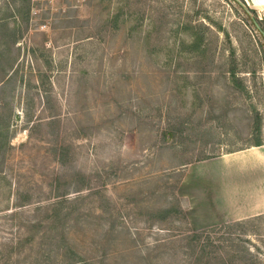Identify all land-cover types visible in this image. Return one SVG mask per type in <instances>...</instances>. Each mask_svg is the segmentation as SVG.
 <instances>
[{
	"label": "rangeland",
	"instance_id": "rangeland-1",
	"mask_svg": "<svg viewBox=\"0 0 264 264\" xmlns=\"http://www.w3.org/2000/svg\"><path fill=\"white\" fill-rule=\"evenodd\" d=\"M253 9L0 0V264H264Z\"/></svg>",
	"mask_w": 264,
	"mask_h": 264
},
{
	"label": "crops",
	"instance_id": "crops-1",
	"mask_svg": "<svg viewBox=\"0 0 264 264\" xmlns=\"http://www.w3.org/2000/svg\"><path fill=\"white\" fill-rule=\"evenodd\" d=\"M254 9H256V11L260 14H262V18L264 19V0H246ZM260 146V145H259ZM262 147L264 146H261V147H257V146H254L252 147L250 150H251V159L256 160L257 162H263L264 161V149H262ZM233 152V151H232ZM229 153V152H228ZM239 160V164L241 163H244L245 160H243L244 158H242L241 156H238V157H227V159L224 161V163L229 166L230 164H234V160ZM242 159V160H241ZM250 159V158H249ZM241 160V161H240ZM250 161V160H249ZM206 163H209L208 160H205V161H200L198 162L196 165H204ZM225 165V166H226ZM199 166V167H200ZM244 184V183H243ZM224 200L226 198V196L223 198ZM223 200V201H224ZM225 203V202H224ZM260 207H263L264 208V203L263 204H260ZM261 212H264V211H261ZM261 212H258V213H250V214H247V215H239L238 218H234V219H245V218H248V217H252L254 215H257ZM230 219L228 218H225V219H221L220 222H227L229 221Z\"/></svg>",
	"mask_w": 264,
	"mask_h": 264
},
{
	"label": "trees",
	"instance_id": "trees-1",
	"mask_svg": "<svg viewBox=\"0 0 264 264\" xmlns=\"http://www.w3.org/2000/svg\"><path fill=\"white\" fill-rule=\"evenodd\" d=\"M254 11H256V9H253ZM262 21H264V19L262 18L261 19ZM260 145V146H259ZM264 144L263 143H258V144H255V145H253V146H257V147H261V146H263ZM229 152H232V151H229ZM237 222H239V221H237ZM228 225L230 224V223H227ZM193 237L194 238H201L202 237V233H194L193 234Z\"/></svg>",
	"mask_w": 264,
	"mask_h": 264
},
{
	"label": "bare ground",
	"instance_id": "bare-ground-1",
	"mask_svg": "<svg viewBox=\"0 0 264 264\" xmlns=\"http://www.w3.org/2000/svg\"><path fill=\"white\" fill-rule=\"evenodd\" d=\"M242 157V156H241ZM254 161H256V160H254ZM236 183V182H235Z\"/></svg>",
	"mask_w": 264,
	"mask_h": 264
}]
</instances>
